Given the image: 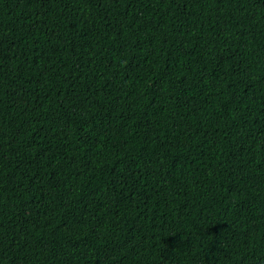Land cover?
Returning <instances> with one entry per match:
<instances>
[{"label":"trees","instance_id":"obj_1","mask_svg":"<svg viewBox=\"0 0 264 264\" xmlns=\"http://www.w3.org/2000/svg\"><path fill=\"white\" fill-rule=\"evenodd\" d=\"M0 264H264V0H0Z\"/></svg>","mask_w":264,"mask_h":264}]
</instances>
